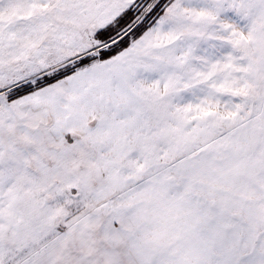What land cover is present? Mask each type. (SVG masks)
Returning <instances> with one entry per match:
<instances>
[{"label": "snow or ice", "instance_id": "1", "mask_svg": "<svg viewBox=\"0 0 264 264\" xmlns=\"http://www.w3.org/2000/svg\"><path fill=\"white\" fill-rule=\"evenodd\" d=\"M0 264H264V0H0Z\"/></svg>", "mask_w": 264, "mask_h": 264}]
</instances>
